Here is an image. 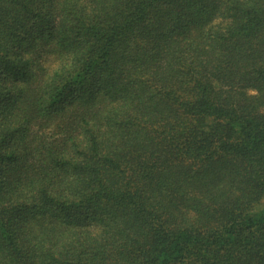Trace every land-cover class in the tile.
<instances>
[{
  "label": "trees",
  "instance_id": "16d2710c",
  "mask_svg": "<svg viewBox=\"0 0 264 264\" xmlns=\"http://www.w3.org/2000/svg\"><path fill=\"white\" fill-rule=\"evenodd\" d=\"M264 0H0V264H264Z\"/></svg>",
  "mask_w": 264,
  "mask_h": 264
},
{
  "label": "rangeland",
  "instance_id": "374dc122",
  "mask_svg": "<svg viewBox=\"0 0 264 264\" xmlns=\"http://www.w3.org/2000/svg\"><path fill=\"white\" fill-rule=\"evenodd\" d=\"M261 201L264 202V198H262Z\"/></svg>",
  "mask_w": 264,
  "mask_h": 264
}]
</instances>
